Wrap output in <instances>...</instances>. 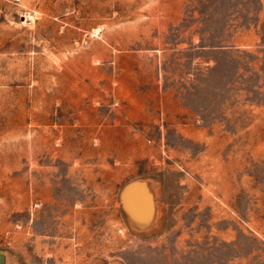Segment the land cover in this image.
I'll list each match as a JSON object with an SVG mask.
<instances>
[{
  "label": "rangeland",
  "instance_id": "374dc122",
  "mask_svg": "<svg viewBox=\"0 0 264 264\" xmlns=\"http://www.w3.org/2000/svg\"><path fill=\"white\" fill-rule=\"evenodd\" d=\"M1 264H264V0H0Z\"/></svg>",
  "mask_w": 264,
  "mask_h": 264
},
{
  "label": "water",
  "instance_id": "95a60500",
  "mask_svg": "<svg viewBox=\"0 0 264 264\" xmlns=\"http://www.w3.org/2000/svg\"><path fill=\"white\" fill-rule=\"evenodd\" d=\"M1 261H2V258H1V255H0V264H1Z\"/></svg>",
  "mask_w": 264,
  "mask_h": 264
}]
</instances>
